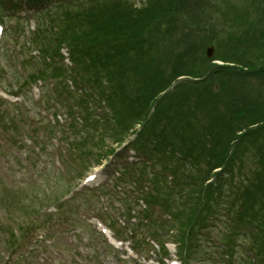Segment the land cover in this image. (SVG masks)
Masks as SVG:
<instances>
[{"label":"trees","instance_id":"16d2710c","mask_svg":"<svg viewBox=\"0 0 264 264\" xmlns=\"http://www.w3.org/2000/svg\"><path fill=\"white\" fill-rule=\"evenodd\" d=\"M94 1L97 0L90 4L85 0L81 4L53 2L56 6L47 16L50 29H43L49 39L45 54L50 52L59 56V47L66 46L76 68V83L89 87L98 83L107 88L113 75L118 79L116 84L120 85L119 79L127 78L132 69L145 71L144 61L145 64L154 63V60L158 63L161 55V58L167 56L168 62H178L181 53L187 54L188 51L178 48L177 44L189 30L185 22L188 0H147V9ZM203 3L208 9L205 12L208 23L197 31L204 39L198 50L213 45L212 60L221 65H212V60L202 57L198 72L174 73L172 81L176 85L171 88L168 83L154 84L158 88L153 93L154 98L149 100L144 118L136 120L148 124L159 115L165 118L162 107L172 103L181 88H191L194 79L207 75V79H214L215 85L210 83L199 98H194L193 106H189L192 112L184 111L188 104L181 98L176 99L172 104L174 110H171L177 121L189 125L190 131H199L203 127L197 141V145L204 144L203 151H190L191 156L189 151H179L174 139L168 138V142L158 139V134L163 135L169 123L163 119L154 120L157 122L154 125L160 122V129L148 137L147 145L153 149L159 146L161 151H142L144 158L152 162V171L143 163L140 173L129 177L135 178L139 186V181L148 184L150 212L159 207L163 214L173 219L163 221V225L170 228L177 224L186 231L181 233V239L186 235L189 238L205 210L216 206L221 215L227 213L229 218H235L229 219L231 225L241 222L239 226L244 236L251 239V247L247 249L250 253L244 264H250V258L254 263L264 262V178L258 179L264 170V0H203ZM112 63L123 69L118 67L111 74L107 68L110 69ZM134 63L139 64L134 66ZM143 79L142 82L147 83ZM103 95L109 99L106 93ZM190 99L193 98L187 95L186 100ZM85 110L87 113L88 109ZM251 126L259 128L253 132ZM127 131L124 126L122 135L115 133L114 140H123ZM180 143L185 147L184 142ZM232 144L246 148L240 151L237 160L234 158L237 151H228ZM195 152L198 155H193ZM241 161L242 164L251 162L254 166L250 167L251 173L239 168ZM253 190L254 199L256 197L258 201L253 203V199L248 198L250 201L245 205L242 193ZM253 207L256 210H252ZM156 223L155 226L162 227V223Z\"/></svg>","mask_w":264,"mask_h":264},{"label":"rangeland","instance_id":"374dc122","mask_svg":"<svg viewBox=\"0 0 264 264\" xmlns=\"http://www.w3.org/2000/svg\"><path fill=\"white\" fill-rule=\"evenodd\" d=\"M109 1V3L120 7L132 9H142L143 7L147 9L148 7L146 2H149L147 0ZM187 5L189 6V12L185 22L189 30L185 31L186 33H184L183 37L179 40L181 43L177 44L178 48L181 47L183 51H188L187 54L181 53V59L178 62H174V60L168 62V57L163 56V59L161 58V55L158 58V63H155L154 60V63L145 64L144 61L143 65L145 66V71L141 72V70L138 71L132 69L128 73L127 78L124 77L121 80L119 79L121 83L120 85L116 84L118 79H114L112 75L110 78L111 81L108 83L109 87L107 88L99 86L98 83H96L97 86L94 87L89 88L87 86L89 89H86V91L97 92V96H100L101 100L98 103L95 102L97 107L102 108L97 112L93 109L92 116L97 120V123L94 124L88 123L87 118H83L84 120H82L79 116L76 117L75 123L72 118L68 117L66 119L64 115V113L67 112V108L63 107V104L73 106V102H81L84 98L79 90L74 89L72 91L73 94H68L64 89L60 90V99L57 98L58 100H55L52 106L48 108H46V105L49 103V100H47L45 91L42 93L36 86H33L31 95L29 96V92H27L28 86L24 85L23 78L19 77L18 72L15 71V68H17L18 65H22L25 73L29 72V64L26 62L29 61L31 63V60L28 59L27 50L21 55H15L13 52H8L7 55L9 58L6 57L8 64L1 60L0 87L13 91L18 88L20 91L21 88L22 91H25L26 93L21 95L22 98L20 103L22 104L20 105L7 106L0 103V134L5 133L4 135H6L10 141V143L0 146V218H5L3 225H0V248L5 246L9 251L14 248L13 241L10 242L8 239V229L6 226L7 220L20 224L22 229L28 231L33 229H42V227L47 225L46 223L36 224L32 221V219L39 208L56 201L61 196H64L68 189L80 180L79 177L84 176L85 171L82 168V164L86 163L88 158L85 162H82L79 159L80 151H99V153L103 151L101 156L104 158L101 163L105 164V162L108 161L105 164L107 168L104 172L105 176L121 171L120 169L124 162L136 160L135 156L132 154V150H127L129 145L126 142L122 144L121 142H116L112 136H107L109 134L108 132L113 129V132L122 135V128L125 126L128 130L125 134L128 136L129 133L130 135L132 134V129L133 132L135 130L138 131V129L144 125L142 128L143 132L135 138L133 142L134 144L132 145V141L129 142L135 151H142L144 140L148 139V136H150L153 132H158L160 129L158 127L160 122L157 125L154 124L157 123L159 119H163L165 122L167 121L169 123V126L166 125L167 127L163 130L165 131L163 132V135L158 134V136H154H157L158 139L166 141L168 138L174 139L173 141L179 148V151H203L202 148L204 144L201 145L199 143V145H197L198 139L201 138L200 135L203 127H200L199 131H190L191 128H189V125H183L182 122L177 121L171 110H174L172 104L176 101V99L181 98L182 102L186 101L188 104L185 106L184 111L186 113L187 111L192 112V110L189 109V106H193V102H195L196 97L199 98V96H201L203 92L210 87V83L215 85V81L213 82L214 79H212V81L207 79V75H204L202 79H194L195 84L193 87L181 88L176 93L177 97L173 100V102H168L162 107L165 118L159 115L158 118L154 117V120L157 121L154 122L153 120L154 123L150 122L146 124L144 123L145 121H142V123L136 122L137 119L140 120L141 117L142 119L144 118L147 110L146 106L149 100H153L154 98V92L158 89L154 86V84L159 83L164 85L165 83H168V88H171L176 85V83L172 81V75L174 73L179 71L198 72V70H200L201 58L203 57L207 60V48H214V46L210 44L205 45L202 50H198L200 41H203L204 39L202 38L203 35L200 34V32L197 33V31L204 24L208 23V19L206 18L207 13L205 15L206 10L208 11L207 6L204 5L203 0H188ZM3 9L4 7L0 8V23L2 22L4 24L5 31L0 36V46L8 48L12 46L14 47L17 44L21 45L23 38L18 37L20 32L11 28L16 21L7 16ZM35 9L37 8H34V10ZM65 62L66 60L64 63ZM121 62H123V60H121ZM23 63H25V66L27 67H25ZM210 63L212 65H221L219 61L214 60L210 61ZM113 64L114 63H112L110 69L107 68L111 74H113L118 67H122L120 70L123 69V66H119L117 63ZM138 64L139 63H134V66H137ZM59 67L60 66L57 65L56 70H61ZM124 67L126 68L130 66ZM148 69L153 72L149 71V73ZM61 72L64 73L63 76L67 75L64 67ZM121 72L122 71L119 73ZM142 79L143 81L147 80V83L142 82ZM205 80L208 81L205 82ZM63 81L65 82L64 79ZM60 87L63 86H58V88ZM104 93L109 96L108 100H106V96L103 95ZM84 94L86 93L84 92ZM187 95L191 96L193 99L186 100ZM93 103L94 102L87 100L85 104L91 107ZM40 112L44 115L39 116L38 113ZM55 112L58 114L53 116V113ZM129 124L131 126H129ZM121 125L124 126L120 128ZM178 125H183V128H178ZM100 127L102 128V131H100L102 135L101 138L98 139ZM21 128L28 131V136L22 135L20 130ZM161 128L163 129L164 127L161 126ZM258 128L259 127L251 126L250 129H253V132H255ZM176 138H178L181 142H184L185 147L183 144L181 145L180 141ZM249 141L252 140L249 139ZM246 143L248 145V142ZM157 147L154 149L155 153L161 151V148L159 146ZM263 148L264 147H262V149ZM245 149L244 145L237 148V146L232 144L228 151H237L235 152L234 157L235 160H237L240 156V151H244ZM19 151L23 153L24 151H33L34 154L40 156V162H31L30 171L21 169L16 159H13L11 155V152ZM191 152L189 155L192 156ZM112 153L115 155L114 160L111 156ZM201 154L202 153H200L199 156H201ZM230 154H233V152ZM193 155L198 154L195 152ZM108 158L111 159V162H109ZM61 159L63 160V163H61ZM93 161V158L90 157L88 163H92ZM53 165L60 166L64 172L57 170ZM239 166V168L248 170L250 173L252 171L250 168L252 165L249 161L243 164L241 161ZM80 167L82 168L80 172L81 174L79 173L75 175L76 171L74 170H76V168L80 170ZM97 168L98 167L95 169ZM252 168H254V166H252ZM30 172L35 174L32 180L28 179L30 177ZM260 173V176L259 172L257 174L259 176V180L264 178V170H261ZM104 179L105 177L100 176V180ZM254 180L257 179L254 178ZM106 184L110 185L111 183L107 181L104 186ZM126 189H130L129 191L132 190V192H120V194H117L116 197H108L109 209L106 214H103L102 210H100L101 215L104 216L103 218L107 219L109 222H111V217H113L112 219L121 217L120 219L123 221L127 218V216L124 218L121 216L123 215L122 212L124 211V204L125 202H128L127 198H129L131 202L129 204H125V206L129 205L133 208L136 207L132 200V196L135 194L133 191L134 189L131 187H126ZM88 197L90 198V201H94L92 194L89 195L88 193ZM242 197H244L242 199L245 205H247L250 200L252 201V199L253 203L258 201L256 197L254 199V190L242 193ZM248 198L250 200H247ZM77 199L79 200H75V202L80 204L83 208L84 205H86L83 200V195L78 196ZM209 199L210 198H208V200ZM96 205L98 208L102 207V203H100V201L99 204L97 202ZM251 209L256 210L255 207ZM220 215L219 209L216 208V206L208 209V211L205 210L202 214L199 225L193 229L190 237L191 243L197 247L195 250L189 251L191 253V257L189 258L190 261H188V264H217L215 261L219 262V258L223 259L225 253L230 254L232 260L235 259V257L237 260L239 259V262L236 264H244L247 262L245 257L249 252L245 251L248 247H251V239L249 237L245 238L244 234L240 231L239 225L241 222L229 225ZM156 218H161L160 213L153 216V219ZM227 219L232 220L235 218ZM206 220H213L214 222L203 224L202 222ZM148 221L150 222L149 219ZM113 227L119 233L124 231L119 229L123 228V226L113 224ZM150 227L151 226L141 229L140 226L134 225L132 228L134 236H131L130 232L127 234L131 238V244L134 245V239L135 242L142 241L145 235H147L145 232L148 233L147 229ZM180 232L185 233L186 231L180 229ZM84 236H87V234H84ZM90 239L91 241L87 240L86 244L81 243L79 245V250L81 252L80 257L76 256V262L72 260L74 259L73 254H75L72 250L71 252L68 251L66 253L67 260L65 263L60 260H57L56 263L116 264L114 257L115 252L107 248L106 244L103 243L99 236L93 235ZM260 243H262V241H260ZM126 244L129 246L128 243ZM124 249H126V251L128 250L126 247H124ZM149 264H157L156 255L153 257L152 262H149ZM224 264H226V262H224Z\"/></svg>","mask_w":264,"mask_h":264},{"label":"water","instance_id":"95a60500","mask_svg":"<svg viewBox=\"0 0 264 264\" xmlns=\"http://www.w3.org/2000/svg\"><path fill=\"white\" fill-rule=\"evenodd\" d=\"M212 56H213V49H212L211 47H209V48L207 49V51H206V57H207L208 59H211Z\"/></svg>","mask_w":264,"mask_h":264}]
</instances>
